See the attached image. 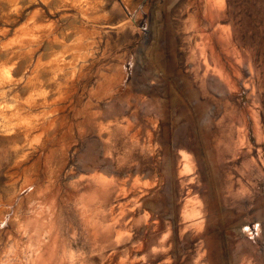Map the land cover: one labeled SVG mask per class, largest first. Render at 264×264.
Returning <instances> with one entry per match:
<instances>
[{
	"label": "rangeland",
	"instance_id": "obj_1",
	"mask_svg": "<svg viewBox=\"0 0 264 264\" xmlns=\"http://www.w3.org/2000/svg\"><path fill=\"white\" fill-rule=\"evenodd\" d=\"M213 1L0 0V264H264V0Z\"/></svg>",
	"mask_w": 264,
	"mask_h": 264
},
{
	"label": "bare ground",
	"instance_id": "obj_2",
	"mask_svg": "<svg viewBox=\"0 0 264 264\" xmlns=\"http://www.w3.org/2000/svg\"><path fill=\"white\" fill-rule=\"evenodd\" d=\"M214 1H215V0H214ZM214 1H213V2H214ZM208 2H209V1H208ZM215 2H216V1H215ZM216 3H217V2H216ZM209 4H211V3H209ZM209 6H210V10H211V12H216V9L218 8L219 5H217V8H216V9H215V4H211V5H209ZM222 6H223V5H222ZM219 7H220V6H219ZM211 12H210V15H211ZM217 14H218V13H217ZM213 16H214V15H213ZM213 16H212V18H213ZM215 16H216V15H215ZM212 21H213V20H212ZM6 28H7V27H6ZM229 28H230V27H229ZM3 31H4V30H3ZM226 31H227V30H226ZM2 33H3V32H2ZM201 34H202V33H201ZM203 34H204V33H203ZM228 35H229V34H228ZM55 39H56V38H55ZM207 39H208V38H207ZM205 40H206V39H205ZM223 40H224V38H223ZM226 40H227V39H226ZM204 42H205V41H204ZM222 42H223V41H222ZM199 44H200V43H199ZM228 44H230V43L228 42ZM226 45H227V44H226ZM44 46H45V45H44ZM203 46H204V45H203ZM39 47H40V45H39ZM39 47H38V48H39ZM47 47H49V45H47ZM204 47H205V46H204ZM204 47H203V48H204ZM231 49H232V48H231ZM229 50H230V49H229ZM212 52H213V50H212ZM230 52H231V51H230ZM232 54H233V53H232ZM232 54H231V55H232ZM12 55H14V54H12ZM20 55H21V54H20ZM203 55H204V54H203ZM2 56H3V55H1V51H0V58H1ZM16 59H17V58H16ZM212 59H213V58H212ZM217 59H218V58H217ZM239 59H240V58H239ZM240 61H241V60H240ZM240 61H239V62H240ZM13 62H14V61H13ZM26 63H27V62H26ZM240 63H241V62H240ZM15 64H16V63H15ZM20 65H21V64H20ZM15 66H16V65H15ZM222 66H223V65H222ZM36 67H37V64H36ZM208 67H210V66H208ZM220 67H221V66H220ZM15 68H16V67H15ZM17 69H18V68H17ZM34 70H36V69H34ZM211 70H212V69H211ZM219 70H222V69H219ZM219 70H218V71H219ZM235 70H236V68H235ZM218 71H217L215 74H217ZM219 73H221V71H220ZM222 73H223V72H222ZM215 74H214V75H215ZM34 75H35V74H34ZM210 75H211V74H210ZM221 75H222V74H221ZM225 75L227 76L228 74H225ZM225 75H224V76H225ZM222 76H223V75H222ZM226 76H225V77H226ZM227 77H228V76H227ZM30 78H31V77H30ZM30 78H29V79H30ZM222 78H223V77H222ZM228 78H229V77H228ZM33 79H34V78H33ZM38 79H39V77H38ZM224 79H225V78H224ZM219 80H220V79H219ZM227 80H228V79H227ZM32 83H33V82H32ZM190 84H191V83H190ZM230 84H231V83H230ZM232 85H233V84H232ZM26 87H27V86H26ZM227 88H228V87H227ZM229 89H230V88H229ZM231 90H232V89H231ZM126 101H127V100H126ZM198 103H199V102H198ZM204 122H205V121H204ZM207 146H208V145H207ZM58 187H59V186H58ZM129 192H130V191H129ZM38 195H40V194H38ZM42 195H43V194H42ZM32 208H33V207H32ZM123 208H124V207H123ZM44 210H45V209H44ZM121 210H122V209H121ZM118 212H119V211H118ZM46 217H47V216H46ZM122 226H123V225H122ZM37 249H38V248H37ZM39 250H40V249H39ZM48 251H49V250H48ZM48 251H47V252H48ZM47 252H46V253H47ZM44 254H45V253H39V254L37 255L36 258L39 260V262H38L39 264H45L46 260H45V258H44V256H45ZM49 254H50V251H49ZM49 254H48V255H49ZM46 256H47V255H46ZM49 257H50V256H49ZM9 264H10V263H9ZM11 264H12V263H11Z\"/></svg>",
	"mask_w": 264,
	"mask_h": 264
}]
</instances>
